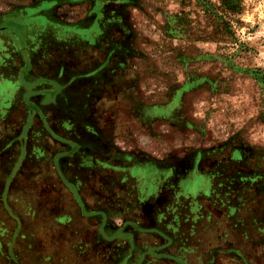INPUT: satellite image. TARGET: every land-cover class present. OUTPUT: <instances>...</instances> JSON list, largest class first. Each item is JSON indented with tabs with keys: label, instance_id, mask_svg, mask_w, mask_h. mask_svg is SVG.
<instances>
[{
	"label": "rangeland",
	"instance_id": "1",
	"mask_svg": "<svg viewBox=\"0 0 264 264\" xmlns=\"http://www.w3.org/2000/svg\"><path fill=\"white\" fill-rule=\"evenodd\" d=\"M94 25L99 39L112 35L113 43L137 52L140 93L125 91L121 112L99 123L105 145H60L59 152L121 158L116 164L123 176L106 177L104 187L112 190L115 181L120 187L121 217L142 212L157 233L178 229L197 212L222 222L237 219L263 243L264 0H0V33L26 52V70L35 58L47 62L51 46L82 44L83 30ZM33 110L9 118L10 127L0 130V151L9 147L5 141L18 143L22 153L36 149L26 141L41 139L48 126ZM5 167L0 162V190L7 183L0 200L11 206H0L3 249L16 229L8 220L25 217L31 226L48 212L30 207L49 197L48 191L37 194L32 175L12 178ZM255 251L256 264H264V249ZM14 263L0 258V264Z\"/></svg>",
	"mask_w": 264,
	"mask_h": 264
},
{
	"label": "crops",
	"instance_id": "2",
	"mask_svg": "<svg viewBox=\"0 0 264 264\" xmlns=\"http://www.w3.org/2000/svg\"><path fill=\"white\" fill-rule=\"evenodd\" d=\"M41 23L35 25L38 31L44 27ZM83 31L82 44L51 46L44 52L47 62L37 63L35 58L27 70L26 52L15 43H6L5 33H0V130L7 124L10 127L9 118L20 111L29 114V108L45 115L48 126L41 139L33 144L26 141V146L36 147L33 151L22 153L18 143L5 141L9 147L0 151V162L5 163L6 173L15 174L12 178L32 175L35 188L40 189L37 194L48 191L49 195L44 201L36 198L30 207L46 210V217L31 226L25 217L8 220L16 229L6 248L0 246V258L17 264H256L255 246L260 251L264 242L245 231L237 219L222 222L197 212L178 229L157 233L142 212H135L138 217L130 220L121 217L124 206L116 181L112 190L104 189L106 177L123 176L121 164H116L121 163L120 157L82 154L80 149L59 152L60 145L67 150L83 144L105 145L99 123L121 112L125 91L132 90L134 96L140 93L137 52L113 43L112 35L99 39L96 25ZM10 161L15 165L8 169ZM1 190L4 196V181ZM4 199L1 208L11 209Z\"/></svg>",
	"mask_w": 264,
	"mask_h": 264
},
{
	"label": "trees",
	"instance_id": "3",
	"mask_svg": "<svg viewBox=\"0 0 264 264\" xmlns=\"http://www.w3.org/2000/svg\"><path fill=\"white\" fill-rule=\"evenodd\" d=\"M222 26V25H221ZM221 33H219V35H220Z\"/></svg>",
	"mask_w": 264,
	"mask_h": 264
}]
</instances>
